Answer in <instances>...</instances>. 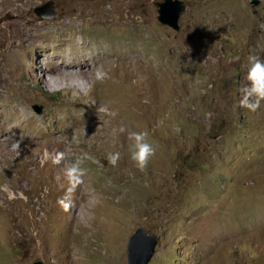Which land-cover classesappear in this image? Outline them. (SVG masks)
Returning a JSON list of instances; mask_svg holds the SVG:
<instances>
[{
  "label": "rangeland",
  "instance_id": "obj_1",
  "mask_svg": "<svg viewBox=\"0 0 264 264\" xmlns=\"http://www.w3.org/2000/svg\"><path fill=\"white\" fill-rule=\"evenodd\" d=\"M161 1L0 0V264H126L138 228L149 264H264V103L238 107L264 0H181L179 31ZM129 131L156 148L144 171Z\"/></svg>",
  "mask_w": 264,
  "mask_h": 264
},
{
  "label": "clouds",
  "instance_id": "obj_2",
  "mask_svg": "<svg viewBox=\"0 0 264 264\" xmlns=\"http://www.w3.org/2000/svg\"><path fill=\"white\" fill-rule=\"evenodd\" d=\"M264 103V58L259 56L248 57V67L244 77L243 86L239 88L238 107L255 113ZM211 116V113H208ZM121 132L125 129L122 127ZM147 131L135 132L129 131L127 138L131 142L129 149V158L134 167L144 171L151 159L156 153V148L148 140ZM63 153H58L54 163H59L63 158ZM120 154H109L107 159L110 164L115 166L119 160ZM66 175L69 181H73L78 176L83 175V170L79 167V162L66 168Z\"/></svg>",
  "mask_w": 264,
  "mask_h": 264
},
{
  "label": "water",
  "instance_id": "obj_3",
  "mask_svg": "<svg viewBox=\"0 0 264 264\" xmlns=\"http://www.w3.org/2000/svg\"><path fill=\"white\" fill-rule=\"evenodd\" d=\"M249 3L257 7L260 0H249ZM155 7L158 14L157 19L162 25L175 31L180 30L179 19L186 9L185 2L181 0H163L155 3ZM35 12L40 18L53 19L55 17L51 2L43 8L36 9ZM35 111L37 114L41 113V109H35ZM157 245L158 237L156 235L149 234L143 228L136 229L126 246V264H149L154 257Z\"/></svg>",
  "mask_w": 264,
  "mask_h": 264
},
{
  "label": "bare ground",
  "instance_id": "obj_4",
  "mask_svg": "<svg viewBox=\"0 0 264 264\" xmlns=\"http://www.w3.org/2000/svg\"><path fill=\"white\" fill-rule=\"evenodd\" d=\"M105 11V10H104ZM144 21V20H143ZM145 23V22H144ZM22 31V30H21ZM22 33H24V32H22ZM27 35H28V33H27ZM24 36V35H23ZM86 43V42H85ZM75 45H76V43H75ZM84 45V44H83ZM89 45V44H88ZM90 46V45H89ZM91 46H92V44H91ZM78 47V46H77ZM83 48V47H82ZM81 48V49H82ZM94 48H96V47H94ZM94 48L92 49L93 51H94ZM98 48V47H97ZM58 49V48H57ZM64 49V48H63ZM66 49V48H65ZM80 49V48H79ZM80 49V50H81ZM96 50V49H95ZM64 51V50H63ZM93 51H90V53L91 52H93ZM61 52V51H60ZM59 52V53H60ZM82 52V51H81ZM64 53V52H63ZM93 53H95V52H93ZM93 53H91V54H93ZM99 53H100V51H99ZM98 53V54H99ZM94 55V56H93ZM93 55H91V56H93V57H95L96 55L95 54H93ZM100 55V54H99ZM102 55V54H101ZM75 56V55H74ZM87 56H88V53H87ZM90 56V55H89ZM86 57V56H85ZM66 58V57H65ZM64 58V59H65ZM92 58H90V60H91ZM60 60V59H59ZM72 60V63L73 64H75V65H77V66H79V72H81V73H83V72H88V69H89V65H87L86 63V65L87 66H83L82 65V59L81 58H73V59H71ZM89 60V61H90ZM96 60V59H95ZM101 60V59H100ZM99 60V62H101ZM97 61V60H96ZM55 62H57L58 63V61H55ZM93 63V62H92ZM54 64V63H53ZM56 64V63H55ZM60 64V63H59ZM94 64H97V62H94ZM93 64V65H94ZM56 66V65H55ZM71 65H67V68L68 67H70ZM59 67H61V66H59ZM65 67V66H64ZM61 68H63V67H61ZM72 67H70L69 69H57V70H55V69H52V74L54 75V76H58V77H60V78H63V79H65V80H67V81H70L71 82V84L76 80V73L74 74L72 71H67V70H74L75 71V67H73L72 69H71ZM46 69H51V67H49V66H47L46 67ZM91 69H94V67L92 66L91 67ZM76 72V71H75ZM59 79V78H58ZM60 87H62V86H60Z\"/></svg>",
  "mask_w": 264,
  "mask_h": 264
}]
</instances>
